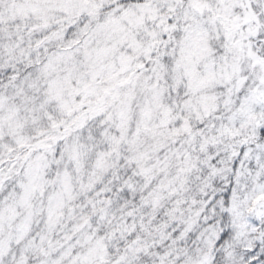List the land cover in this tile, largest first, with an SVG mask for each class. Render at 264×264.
Wrapping results in <instances>:
<instances>
[{
    "label": "snow or ice",
    "instance_id": "obj_1",
    "mask_svg": "<svg viewBox=\"0 0 264 264\" xmlns=\"http://www.w3.org/2000/svg\"><path fill=\"white\" fill-rule=\"evenodd\" d=\"M0 264H264V0H0Z\"/></svg>",
    "mask_w": 264,
    "mask_h": 264
}]
</instances>
